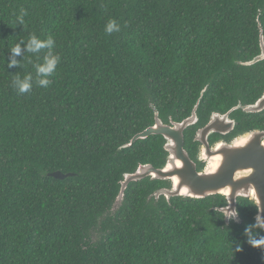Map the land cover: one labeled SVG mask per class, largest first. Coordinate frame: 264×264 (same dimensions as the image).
Returning a JSON list of instances; mask_svg holds the SVG:
<instances>
[{
    "label": "trees",
    "instance_id": "obj_1",
    "mask_svg": "<svg viewBox=\"0 0 264 264\" xmlns=\"http://www.w3.org/2000/svg\"><path fill=\"white\" fill-rule=\"evenodd\" d=\"M109 19L119 32L105 33ZM32 34L52 48L28 53ZM260 34L264 0H0V264H264L248 199L226 223L224 197L156 199L170 185L146 178L115 205L123 175L167 156L161 136L123 146L155 112L164 124L189 117L203 92L183 133L202 168L195 131L264 92V60L240 64L259 55ZM49 51L60 63L39 87L34 66ZM25 75L32 88L20 94ZM230 116L231 137L264 131V111ZM57 171L74 176H48Z\"/></svg>",
    "mask_w": 264,
    "mask_h": 264
},
{
    "label": "water",
    "instance_id": "obj_2",
    "mask_svg": "<svg viewBox=\"0 0 264 264\" xmlns=\"http://www.w3.org/2000/svg\"><path fill=\"white\" fill-rule=\"evenodd\" d=\"M259 46L258 56L240 64L251 66L263 61L264 41L261 34ZM202 94L203 92L186 119L164 124L155 112L154 124L134 135L129 143L123 146L128 148L138 140L161 136L164 140L163 150L167 156L162 168L156 169L149 164L139 165L134 173L123 175L115 205L122 201L129 183L149 178L151 181L170 183L169 188H161L154 193L156 199L161 196L166 201L173 197L191 199H205L214 195L224 197L226 205L217 210L224 216L226 223L230 219L239 222L236 211L237 199H248L257 210L255 222L264 232V225L260 224V221H264V131H250L230 142L219 141L213 146L208 142V138L213 134L226 136L234 131L237 123L230 118L232 112L241 110L247 114H255L264 111V92L253 104L246 106L238 104L224 114H212L208 122L195 132L193 141L200 145L198 157L205 163V168L197 171L195 163L184 149L183 133L198 121L196 111ZM48 176L61 181L74 175L57 171ZM225 213L233 215L227 216Z\"/></svg>",
    "mask_w": 264,
    "mask_h": 264
},
{
    "label": "clouds",
    "instance_id": "obj_3",
    "mask_svg": "<svg viewBox=\"0 0 264 264\" xmlns=\"http://www.w3.org/2000/svg\"><path fill=\"white\" fill-rule=\"evenodd\" d=\"M27 12L25 9L21 8L19 10V14L16 16V21L23 24L25 21V16H27ZM105 33L110 35L113 32H119L120 26L114 19H109L105 25L104 29ZM53 46V40L51 38L48 39H40L36 35L32 34L28 37L26 43V51L28 53H40L43 49H51ZM13 56L20 55L21 49L19 45L13 47L11 49ZM60 63V57L57 55H53L51 51H49L44 57L41 63L36 64L35 72L38 80L36 83L39 87L46 88L49 85V77L56 71L57 65ZM16 61L13 59L9 66H15ZM32 79L31 75H25L23 78L19 76L14 80V87L20 94L28 93L32 88ZM227 216L233 215V213H225ZM261 225H264V221H260ZM247 231V230H246ZM253 247H261L264 246V237L260 239H253L250 241ZM239 250V249H237Z\"/></svg>",
    "mask_w": 264,
    "mask_h": 264
},
{
    "label": "flooded vegetation",
    "instance_id": "obj_4",
    "mask_svg": "<svg viewBox=\"0 0 264 264\" xmlns=\"http://www.w3.org/2000/svg\"><path fill=\"white\" fill-rule=\"evenodd\" d=\"M230 118H231V116H230ZM231 119H233V118H231ZM235 120V119H234ZM197 131V130H196ZM195 131V132H196ZM245 134V133H244ZM213 135H218V134H213ZM231 135V133L230 134H228V135H226V136H221V135H218V136H220L221 138H218L214 143H209V145L210 146H213L215 143H217V142H219V141H223V142H230L231 140H233L234 138H236V137H238V136H240V135H236V136H230ZM242 135V134H241ZM212 136V135H211ZM210 136V137H211ZM209 137V138H210ZM209 138H208V142H209ZM199 145V144H198ZM199 147H200V145L198 146V154H197V160L202 164V168L200 169V170H198L197 169V171H202L204 168H205V163H203L200 159H199V157H198V155H199ZM194 162V161H193ZM195 163V165H196V168H197V164H196V162H194ZM169 185H170V183H169ZM170 187V186H169Z\"/></svg>",
    "mask_w": 264,
    "mask_h": 264
}]
</instances>
